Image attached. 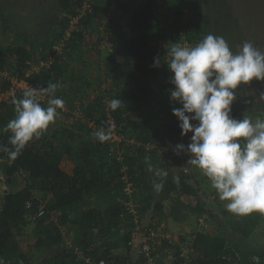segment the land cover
<instances>
[{
  "label": "trees",
  "instance_id": "16d2710c",
  "mask_svg": "<svg viewBox=\"0 0 264 264\" xmlns=\"http://www.w3.org/2000/svg\"><path fill=\"white\" fill-rule=\"evenodd\" d=\"M206 4V0H57L51 27L44 37L31 38L24 30L13 32L8 42H0V69L18 77H23L32 64L54 56L50 64L41 66L27 79L38 89L58 82L56 95L65 101L67 110H59L55 122L72 117L69 123L56 128L51 124L15 160L0 152V171L8 181L19 169L27 172L25 186L10 191L0 209V258L5 264H90L75 259L74 249L67 246L68 239L94 261L111 257L119 264H139L129 260L130 240L137 225L135 214L129 210L130 198L140 207L141 214L153 209L155 223L169 218L182 222L187 218L189 196L197 200L201 196L180 169L184 159L171 157L164 148L182 142L177 138L182 131L180 122L172 111L182 105L170 100L173 74L161 65L156 42L171 37V43H181L183 34L191 43L203 38L208 26ZM11 15L7 0H0V25L4 32ZM105 38L107 43L102 50L99 44ZM58 44H62L61 54L54 47ZM157 57L160 66L153 67ZM94 66L97 74H88ZM163 73L161 87H154V81ZM93 84L99 91L91 97ZM23 92L0 105V145H8L11 132L4 128L15 116L13 98H22ZM156 95L159 99L154 98ZM114 98L123 101L116 111L109 107ZM47 99L41 101L42 106L47 107ZM231 107V115L242 119L239 103L234 101ZM77 110L79 115L75 114ZM109 117L114 119L124 141L101 143L92 135L107 127ZM157 141L163 147L157 146ZM147 145L151 147L148 149ZM111 149L120 153L122 159L118 160ZM63 155L74 162L72 173L57 161ZM150 166L166 170L168 176L156 177L154 171H149ZM176 176L179 184L174 180ZM154 182H162V190L157 192ZM129 183L130 194L125 190ZM37 192L50 199L48 212L32 223L38 235L36 245L49 253L39 262L21 247L18 238L31 224L26 201L33 198L37 204L41 202ZM93 197L109 202L105 206H89L88 200ZM61 199L66 203L62 204ZM196 209L199 216L207 211L200 202ZM259 214L232 215L237 222L235 232L221 229L220 221L213 222L207 231L192 230L189 258L180 256L187 235L180 237V244L165 241V247L176 251V264H264V247L253 251L243 244L257 227ZM65 228L73 231L72 237ZM121 247L126 248V255L112 253Z\"/></svg>",
  "mask_w": 264,
  "mask_h": 264
},
{
  "label": "clouds",
  "instance_id": "9594fccd",
  "mask_svg": "<svg viewBox=\"0 0 264 264\" xmlns=\"http://www.w3.org/2000/svg\"><path fill=\"white\" fill-rule=\"evenodd\" d=\"M166 62L173 74L170 100L182 105L173 108L179 120L181 135L193 133L191 142L175 145V154H190L188 163L197 167L211 181L226 210L235 216L252 213L264 215V119L249 116L236 119L231 115L240 85L254 79L264 81V50L251 41H244L238 51H232L224 37L205 35L194 46L170 43ZM160 66V58L153 67ZM60 84L49 83L39 89L30 88L22 98H13L15 116L4 131H10L8 145H0V152L15 160L33 141L39 139L65 108V101L56 95ZM47 96V107L40 97ZM264 99V92L260 93ZM123 105L114 98L109 102L112 111ZM196 121L198 123L193 124ZM92 135L101 143L112 137V127H101ZM147 159V158H146ZM156 177L165 178L168 172L153 169ZM2 173V172H0ZM179 184V176L174 177ZM159 192L162 182H154ZM0 264H5L0 258Z\"/></svg>",
  "mask_w": 264,
  "mask_h": 264
},
{
  "label": "rangeland",
  "instance_id": "374dc122",
  "mask_svg": "<svg viewBox=\"0 0 264 264\" xmlns=\"http://www.w3.org/2000/svg\"><path fill=\"white\" fill-rule=\"evenodd\" d=\"M206 2L205 8L208 26L205 30V35L211 33L224 37L230 49L234 52L238 51L244 41H251L261 50H264V0H206ZM56 3L57 0H7V8L12 15L11 20L7 18L8 28L5 32L0 25V42H8L9 35H13V32H24V30H27L26 34H29L28 36L31 38L44 37L51 27V17L57 7ZM201 39H195L193 46ZM106 43L105 38L99 44V47L104 50ZM164 43L165 47L169 46L171 37ZM156 45L157 49L163 53L162 63L167 62L170 59L167 57V50H164L161 45L158 46V43ZM164 78L165 74L163 73L154 81V87H161V82ZM261 92H264V81H256L254 79L248 85L242 84L238 86L235 101L240 105L239 109L242 119L245 115L253 120L257 118L264 119V99L260 98ZM94 94L93 91L90 92L91 97ZM158 97V95L154 96L156 99H159ZM64 119L68 123V120H72V117H65ZM60 124L62 122L57 121L52 127L56 128ZM177 138L185 142L188 139V135H180ZM179 170L177 169L176 171L179 172ZM183 175L189 183L198 188L201 199L197 200L196 197L189 196L191 208L186 211L188 213L187 218L180 223L171 221L170 223L172 224H167L170 232L178 237L179 233L188 230H194V232L199 230L207 231L209 226L215 221H220L222 223L221 229L227 233L235 232L234 229L237 222L232 220L233 214L226 210L225 205L227 201L219 199L215 189L211 186V181L205 177L202 171L190 164L188 173H183ZM198 202L203 204L207 210L203 216H199L197 212ZM168 207L169 202L166 201L165 208ZM140 216L141 219L149 223H155L157 219L153 209L146 210L142 214L140 213ZM200 219H203V222ZM66 232H68V236L72 237L73 231L66 229ZM175 236L174 238H176ZM37 237L38 235L35 233L32 223L27 225L23 232L18 235L21 247L32 253L35 262L41 261L45 255L49 254L45 253L43 247L39 248L36 245ZM176 239L180 240V238ZM190 240V236L184 238L185 247L188 251L191 248ZM243 244L244 247L253 251H259L264 247V215L259 214L257 227ZM135 257L136 252L130 257L131 262H134L133 258Z\"/></svg>",
  "mask_w": 264,
  "mask_h": 264
},
{
  "label": "built area",
  "instance_id": "2783aa9c",
  "mask_svg": "<svg viewBox=\"0 0 264 264\" xmlns=\"http://www.w3.org/2000/svg\"><path fill=\"white\" fill-rule=\"evenodd\" d=\"M187 43L190 46H192L193 42H189L186 34H183V42L181 44ZM56 49L57 54L62 53V44H58L54 46ZM54 59V56H50L48 60L44 61L41 60L37 64H32L30 68L27 69L25 72V75L23 77H18L16 75L11 74L9 71H3L0 69V105L3 103L8 102L11 97L19 92V91H25L30 88L38 89L34 84H32L27 78L34 73L35 71H38L41 66L50 64ZM47 99V96L40 97V101H45ZM66 107L61 110V112L66 111ZM79 111L77 110L75 114L79 115ZM112 127V142H120L124 141V136L117 130L116 123L112 117H109L107 119V127ZM188 139L187 141H183L180 143H173L166 145L164 148L168 150L171 157L179 156L184 159L182 167L180 169L184 174L188 173L189 171V163L188 160L191 158L190 154L187 153H180L179 155L175 154L173 151L175 145L177 144H184L187 146L191 142V136L192 133H188ZM131 142H134V139L130 140ZM157 146L163 147L160 141H157ZM151 145H147V148L149 149ZM113 152V155L117 156L116 158L118 160L122 159V155L120 153H116L114 149H111ZM2 158H0V162H2ZM61 167L63 168L65 164L60 163ZM27 176V172L23 169H19L15 175L12 177L11 181H8L7 177L3 175V173H0V209H2V205L4 202L5 196L13 190L22 189L25 186V177ZM127 193H132V189L130 188V183L125 188ZM131 196V195H130ZM129 210L135 214L137 225L134 228L132 232V237L130 240V252L133 249L136 252V262L139 264H176L177 255L176 251L172 248L165 247V241L168 243H179L180 240L176 238H180L181 236L187 235L190 237H194V234L192 233V230H188L186 232L179 233L178 237H176L174 234L170 232L168 229V225L166 221H162L160 223H145L142 221L140 216V211L137 203L133 201L132 198L128 201ZM25 208L28 210L27 212V219L29 223L36 222L40 220L48 211L47 207L44 203L40 202L37 204L33 198H30L25 203ZM201 221L203 219H200ZM203 222V221H202ZM204 225V223H202ZM207 227V224H206ZM174 236L176 238H174ZM181 239V238H180ZM67 246L74 249V253L76 255L75 259L79 262H87L90 264H119L115 258L110 257L108 259L107 257H102L99 260L94 261L89 255H87L83 249H81L79 246H76L73 244V242L68 239L67 240ZM181 248L182 252L180 256H184L186 258H189V251L186 249L185 245ZM161 251V252H160ZM188 251V253H186ZM186 264V263H182Z\"/></svg>",
  "mask_w": 264,
  "mask_h": 264
},
{
  "label": "crops",
  "instance_id": "0c3cea01",
  "mask_svg": "<svg viewBox=\"0 0 264 264\" xmlns=\"http://www.w3.org/2000/svg\"><path fill=\"white\" fill-rule=\"evenodd\" d=\"M165 41L163 40V39H159L156 43H158V46H162L163 48H164V50L166 49L167 50V47H169V46H167V47H165L166 45H165V43H164ZM167 42V41H166ZM160 52V51H159ZM161 53V52H160ZM163 53H161V59H162V57H163V55H162ZM165 54V53H164ZM72 65H74L75 67H76V63H71ZM161 65H163L164 67H166L167 65H166V62H164V63H162V60H161ZM167 68H168V66H167ZM97 69L95 66L94 67H92L90 70H89V72H88V74H90V71H92L91 73L92 74H90V75H94V74H97V72L96 73H94V71ZM94 73V74H93ZM96 82V81H95ZM92 87H91V89L93 90V92L94 93H96L95 91H99V89L97 88V84H95V87H94V84L93 85H91ZM102 88H105V82L102 84ZM159 95V94H158ZM94 96V95H93ZM59 121H61L63 124H67V122H65V119H63V120H59ZM69 122L71 121V120H68ZM68 122V123H69ZM56 123V122H55ZM90 125L91 126H93L94 128H96V126H94L93 125V123L91 122L90 123ZM53 128V127H52ZM59 163H64L65 164V166L63 167V169L64 170H66L67 172H69V173H72L73 172V169H74V167H75V164H74V162L72 161V159L70 158V157H68L67 155H63V156H61L60 158H58V160H57ZM1 172V171H0ZM37 195H36V197L42 202V203H44L45 205H49L50 204V199L49 198H45L40 192H37L36 193ZM61 201V203L62 204H64V203H66V200L65 199H61L60 200ZM108 200H106L105 198H101V197H93V198H91V199H89L88 200V205L89 206H98V205H103V206H105V205H107L108 204ZM142 221H144L143 219H142ZM171 221H173L174 223H180V222H176V221H174L172 218H169L166 222H167V224H169ZM53 222H56L57 223V221H56V219H54L53 218ZM145 223H149V222H146V221H144ZM33 223V222H32ZM154 223V222H153ZM151 224V223H150ZM170 224H172V223H170ZM169 224V225H170ZM34 225V224H33ZM61 226V225H60ZM59 226V227H60ZM134 252H135V250L133 251V249L131 250V252H130V257L132 256V254H134ZM112 253L113 254H116V255H120V256H124V255H126L127 254V250H126V248H124V247H121V248H115V249H113L112 250ZM130 261H131V258L129 259ZM133 260H134V262H136L135 260H136V257L135 258H133Z\"/></svg>",
  "mask_w": 264,
  "mask_h": 264
}]
</instances>
